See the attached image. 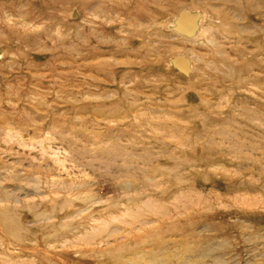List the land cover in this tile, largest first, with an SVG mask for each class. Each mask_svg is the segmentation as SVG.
Masks as SVG:
<instances>
[{
    "label": "rangeland",
    "instance_id": "rangeland-1",
    "mask_svg": "<svg viewBox=\"0 0 264 264\" xmlns=\"http://www.w3.org/2000/svg\"><path fill=\"white\" fill-rule=\"evenodd\" d=\"M0 264H264V0H0Z\"/></svg>",
    "mask_w": 264,
    "mask_h": 264
},
{
    "label": "bare ground",
    "instance_id": "bare-ground-1",
    "mask_svg": "<svg viewBox=\"0 0 264 264\" xmlns=\"http://www.w3.org/2000/svg\"><path fill=\"white\" fill-rule=\"evenodd\" d=\"M121 155H123V154H121ZM126 158H127V156H125ZM112 158H116V156L115 157H112ZM111 162V161H110ZM112 163H113V161L111 162V164L110 165H112ZM128 171V170H127ZM126 172V171H125ZM154 206V205H153Z\"/></svg>",
    "mask_w": 264,
    "mask_h": 264
}]
</instances>
